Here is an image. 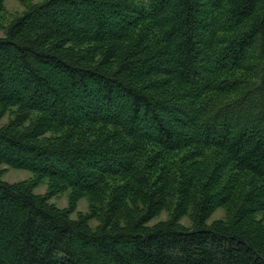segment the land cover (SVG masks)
I'll return each mask as SVG.
<instances>
[{
	"label": "trees",
	"instance_id": "trees-1",
	"mask_svg": "<svg viewBox=\"0 0 264 264\" xmlns=\"http://www.w3.org/2000/svg\"><path fill=\"white\" fill-rule=\"evenodd\" d=\"M7 30L0 165L109 197L93 228L0 170V264H264V0H45ZM205 151L194 226L181 204L151 225L158 156ZM218 207L229 219L209 224Z\"/></svg>",
	"mask_w": 264,
	"mask_h": 264
},
{
	"label": "rangeland",
	"instance_id": "rangeland-1",
	"mask_svg": "<svg viewBox=\"0 0 264 264\" xmlns=\"http://www.w3.org/2000/svg\"><path fill=\"white\" fill-rule=\"evenodd\" d=\"M45 0H4L3 10L0 12V37L6 36L7 29H9L12 22L20 15H22L25 11H27L31 6L36 4H41ZM16 109L9 110V112H5L4 114H0V127L7 126L15 121ZM28 124V123H27ZM51 137V134H47L46 137ZM199 151V150H198ZM184 152L175 153V154H161L159 155L160 162L154 168L151 176L152 181H156V187H159L162 183H164L165 187H162L161 193L163 202L160 205V209L157 212V215L154 219L151 220L150 224H155L158 222L167 221L173 215L174 206L181 204L184 205V213L176 218V221L187 228H191L194 226L195 220L194 214L191 212L192 208L190 206L193 201L194 196H198L195 191L194 186L196 184L203 183L204 178L208 176L209 173L213 170V160L209 156L207 157L205 151L203 155L195 157H185ZM214 156V154H213ZM155 154V158L158 159ZM144 164H141L143 166ZM190 167L194 168L198 172L195 180L192 181V187L189 186L188 190L181 189V181L185 180L190 172ZM0 170L2 171L3 180L11 184H22L30 187L33 193L38 196H46L48 204L55 206L57 209L63 211L66 210L69 212L71 219H78L79 217H86L89 220V224L93 228H97L101 221H103V205L108 200L109 194H103L100 192L97 194V198H90L89 195H83L81 197H76L73 193L72 189L64 186H54L52 188V183L49 179H38L35 174L26 170L15 169L9 167L8 165H0ZM145 173V172H144ZM165 179H161V176H165ZM161 180V181H160ZM127 180L125 178L122 179H110L109 181V189L112 190L114 187H119L122 184L126 183ZM152 183V182H150ZM149 183V185H150ZM219 185V184H218ZM214 187H221L214 186ZM213 187V188H214ZM234 192H232V197L234 198L235 191L237 195L243 187L240 185L235 186ZM145 190L148 193L155 192L156 188L154 186L146 187ZM217 189H214L216 191ZM159 193V194H161ZM220 195V194H219ZM218 195V196H219ZM217 197V196H216ZM102 198L104 202H102ZM218 198V197H217ZM129 206V204H128ZM188 207V208H187ZM230 212L226 207H218L213 211L211 216L209 217L208 223L211 224L213 222L225 221L229 219ZM255 225L258 227H264V212H258L254 215Z\"/></svg>",
	"mask_w": 264,
	"mask_h": 264
}]
</instances>
